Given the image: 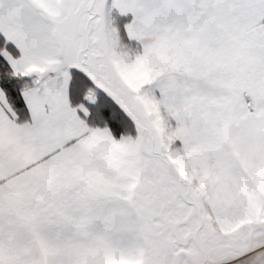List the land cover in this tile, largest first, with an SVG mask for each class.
<instances>
[{
  "label": "snow or ice",
  "instance_id": "1",
  "mask_svg": "<svg viewBox=\"0 0 264 264\" xmlns=\"http://www.w3.org/2000/svg\"><path fill=\"white\" fill-rule=\"evenodd\" d=\"M0 264H264V0H0Z\"/></svg>",
  "mask_w": 264,
  "mask_h": 264
}]
</instances>
